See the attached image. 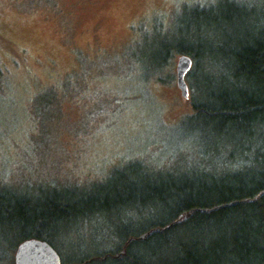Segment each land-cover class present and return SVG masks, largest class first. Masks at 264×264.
I'll use <instances>...</instances> for the list:
<instances>
[{
    "label": "rangeland",
    "instance_id": "374dc122",
    "mask_svg": "<svg viewBox=\"0 0 264 264\" xmlns=\"http://www.w3.org/2000/svg\"><path fill=\"white\" fill-rule=\"evenodd\" d=\"M192 1L0 0V185L37 205L91 194L144 160L225 168L224 144L193 134L202 125L176 83L180 54L172 82L144 76L162 43L191 42ZM13 243L0 247L5 264Z\"/></svg>",
    "mask_w": 264,
    "mask_h": 264
},
{
    "label": "trees",
    "instance_id": "16d2710c",
    "mask_svg": "<svg viewBox=\"0 0 264 264\" xmlns=\"http://www.w3.org/2000/svg\"><path fill=\"white\" fill-rule=\"evenodd\" d=\"M193 3L191 42L162 43L144 76L172 82L174 53L192 58V131L224 144L225 168L144 160L91 194L37 205L0 185V247L47 241L63 264H264V0Z\"/></svg>",
    "mask_w": 264,
    "mask_h": 264
},
{
    "label": "water",
    "instance_id": "95a60500",
    "mask_svg": "<svg viewBox=\"0 0 264 264\" xmlns=\"http://www.w3.org/2000/svg\"><path fill=\"white\" fill-rule=\"evenodd\" d=\"M193 66L188 55H180L176 64V83L184 98H189L186 76ZM14 264H63L58 251L47 241L28 239L19 244L14 254Z\"/></svg>",
    "mask_w": 264,
    "mask_h": 264
}]
</instances>
